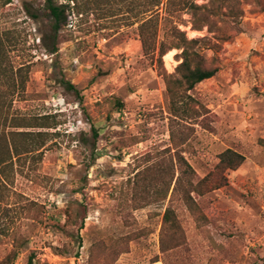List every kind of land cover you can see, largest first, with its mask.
I'll return each mask as SVG.
<instances>
[{"label": "rangeland", "instance_id": "rangeland-1", "mask_svg": "<svg viewBox=\"0 0 264 264\" xmlns=\"http://www.w3.org/2000/svg\"><path fill=\"white\" fill-rule=\"evenodd\" d=\"M55 4L67 17L58 28L44 0L1 8L9 59L28 66L8 117L21 126L7 129L31 133L0 170V264H264V9L241 0L237 31L181 16L187 37H231L203 50L215 75L172 103L179 50L143 52L141 7L79 0L78 15ZM228 148L244 159L219 173ZM179 154L193 184L207 178L187 200Z\"/></svg>", "mask_w": 264, "mask_h": 264}, {"label": "trees", "instance_id": "trees-1", "mask_svg": "<svg viewBox=\"0 0 264 264\" xmlns=\"http://www.w3.org/2000/svg\"><path fill=\"white\" fill-rule=\"evenodd\" d=\"M56 0H44L46 8L54 19L55 28L67 20L64 14L65 5L55 4ZM72 2L76 9V14H80L78 9L79 0H66ZM87 3L96 0H85ZM125 2L134 10L138 7L143 15L138 21V37L141 48L145 54L156 57L161 61L162 56L171 49L179 50L176 54L179 56V62L175 67V72L166 77V93L171 102L180 98L181 91L192 89L200 81L210 78L218 71V66L213 63L215 57H212L210 64L206 63L203 53L204 49H210L216 53L220 49V42L228 40L231 35L228 32H219L218 36L208 38L187 37L184 30L180 28V24L185 20L181 17L183 14L189 15L192 29L200 30L203 26H207L209 32L220 31L222 26L232 28L237 31L242 23L243 9L241 0H118ZM251 1L254 5L264 9L261 0H245ZM9 0H0L1 8L4 7ZM160 19L167 23V28L163 30L161 40L157 39V25ZM220 23V26L218 24ZM55 50V49H54ZM28 77L27 64L13 65L10 61L7 48L5 46L2 33L0 32V170L6 165L14 155L18 154L15 137L17 135H29L31 132L17 131L7 129V127H19L21 124L14 122V118L10 115L11 103L15 96L24 91L25 83ZM117 108H121L122 104L117 100L115 102ZM184 109H182L183 111ZM25 125V124H23ZM244 157L237 151L225 149L219 155V161L216 169L219 173L227 169L237 168L243 161ZM178 164V176L176 178V186L182 180L187 178L190 188L185 191L186 200L191 191H198L203 181L193 184L192 178L194 170L187 163L182 155L176 156ZM220 176V175H219ZM222 182L212 184L210 188H217ZM164 223L171 227H175L172 212L169 207L166 208L163 216Z\"/></svg>", "mask_w": 264, "mask_h": 264}, {"label": "bare ground", "instance_id": "bare-ground-1", "mask_svg": "<svg viewBox=\"0 0 264 264\" xmlns=\"http://www.w3.org/2000/svg\"><path fill=\"white\" fill-rule=\"evenodd\" d=\"M173 51H174V49L169 50L164 56L169 58V56H171Z\"/></svg>", "mask_w": 264, "mask_h": 264}]
</instances>
